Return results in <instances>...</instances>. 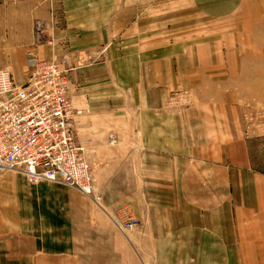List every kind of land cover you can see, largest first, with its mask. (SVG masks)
<instances>
[{
  "label": "crops",
  "instance_id": "0c3cea01",
  "mask_svg": "<svg viewBox=\"0 0 264 264\" xmlns=\"http://www.w3.org/2000/svg\"><path fill=\"white\" fill-rule=\"evenodd\" d=\"M36 21L52 44L34 45ZM262 21L264 0H0V68L25 82L35 47L67 69L106 209L3 171L0 264H264V126L245 120L258 77L241 71Z\"/></svg>",
  "mask_w": 264,
  "mask_h": 264
},
{
  "label": "built area",
  "instance_id": "2783aa9c",
  "mask_svg": "<svg viewBox=\"0 0 264 264\" xmlns=\"http://www.w3.org/2000/svg\"><path fill=\"white\" fill-rule=\"evenodd\" d=\"M33 31L34 45L52 44L53 36L43 21H36ZM25 60L23 83L16 82L8 68H0V172H19L31 184L63 183L103 208L85 156L87 146L72 131L67 69L55 59H40L35 47L26 51ZM114 215V225L123 232L139 224L129 215L128 206H120Z\"/></svg>",
  "mask_w": 264,
  "mask_h": 264
},
{
  "label": "rangeland",
  "instance_id": "374dc122",
  "mask_svg": "<svg viewBox=\"0 0 264 264\" xmlns=\"http://www.w3.org/2000/svg\"><path fill=\"white\" fill-rule=\"evenodd\" d=\"M260 25H261L260 31L259 30L254 31L252 35L260 32L261 45L255 47L254 46L246 47V50L242 54L247 55L248 62L246 66L243 65L244 67L241 68L242 72L244 71L246 72L248 70L247 74H249V76L258 77L252 79L249 78V82H256V83L254 84L255 87L249 90V94H250L248 96L249 100L247 101V103H245V106L247 108L245 110V113L246 115H248L245 118V120L250 126L255 127L257 129H260L258 126L259 124H261L262 127L264 126V95L261 96V94H259L264 88V21H262ZM252 38L253 36L251 37V40ZM257 94L259 97H257ZM258 141H259L258 143H255L254 145L252 144L253 154L255 155V164L259 169L264 170V141L261 140ZM1 173L3 172H0V174ZM62 185L64 188L68 189V191H73L71 188H68L67 185L63 183ZM97 193L98 192L95 191V194ZM80 195L83 196L81 193ZM85 198L89 202V204L92 203L93 207H96L97 209H102L103 211L106 210L104 208L99 207L95 202L91 200V198L88 197ZM102 202L103 201H101V205L103 206ZM114 213L115 212L111 213L110 216L115 217ZM263 258L264 255L262 256V259Z\"/></svg>",
  "mask_w": 264,
  "mask_h": 264
},
{
  "label": "bare ground",
  "instance_id": "6f19581e",
  "mask_svg": "<svg viewBox=\"0 0 264 264\" xmlns=\"http://www.w3.org/2000/svg\"><path fill=\"white\" fill-rule=\"evenodd\" d=\"M127 232V231H126Z\"/></svg>",
  "mask_w": 264,
  "mask_h": 264
}]
</instances>
